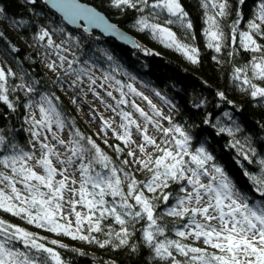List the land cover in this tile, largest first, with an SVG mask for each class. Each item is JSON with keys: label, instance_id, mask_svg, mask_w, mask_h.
Returning a JSON list of instances; mask_svg holds the SVG:
<instances>
[{"label": "snow or ice", "instance_id": "1", "mask_svg": "<svg viewBox=\"0 0 264 264\" xmlns=\"http://www.w3.org/2000/svg\"><path fill=\"white\" fill-rule=\"evenodd\" d=\"M49 2L64 11L73 21L77 17H83L96 26L104 24L106 28L111 27L106 25L103 18L96 13L77 5L75 0H49ZM26 3L35 8L38 0H26ZM111 3L114 7L127 6L133 9L141 4L152 9L154 16L166 12L170 17L176 18L175 20L169 19L168 24L178 22L186 29L193 28L191 21H186L188 13L182 7L180 0H155L151 4H149V0H111ZM209 3L217 11L213 15L206 13L208 27L204 34L208 38L207 47L220 53L227 37L218 18L227 17L231 5L229 0H201V6L205 9L209 7ZM245 3L246 0H237V19L230 26L233 43L236 42L237 25L243 19L240 6ZM157 9L160 11L157 12ZM138 10L143 11V8ZM4 13L5 9L0 7V15ZM137 23L142 28L150 29L168 46H175L178 50H182L193 63L198 62V49L179 42L170 28L158 23L150 24L147 18H141ZM247 25L248 31L239 32L241 47L246 51L264 53V44L258 43L256 38L264 39V27H262L264 25V0H260L254 19L248 20ZM37 38L41 41L48 38L47 46L49 48L60 49L61 47L54 45L50 32L42 26L38 28ZM13 51H17V49H13ZM56 54L60 61V67H63L67 62L66 72L76 74L79 79L83 69L77 72L72 68L74 61H67V57L60 55L59 52ZM213 59L215 60L216 57ZM249 64L253 76L264 81V55L252 57ZM56 66L55 62L47 64V67L53 71ZM247 68L248 65L244 68H235V79L240 80L241 73H243V84L250 86L251 97L264 98V87H258L252 83L247 75ZM14 75L11 69L6 71L4 67H0V101L13 110L14 105L6 95L8 91L6 84L7 78ZM91 83L94 84L95 81L92 80ZM128 88L135 92L131 85H128ZM27 90L32 92L33 88L28 87ZM136 94L142 95L141 93ZM156 94L159 95V93ZM108 95L111 96L112 93L109 92ZM124 95L121 92V97ZM218 95L224 98L223 93ZM41 101L39 108L41 119L36 120L34 116L31 119V135L35 143L29 141V144L32 148L39 144L41 154L36 159V165L42 168L43 174L38 173L28 163L34 159V152L25 151L16 143L8 141L6 136L0 133V147L4 152L11 149L8 154L0 156V165L11 169L13 174L0 173V183L6 181L7 186L11 189V194L0 189V209L15 216L25 214L29 224L35 223L37 227L47 228L57 234L69 235L72 239L97 243L100 248L106 246H112L115 249L126 247L135 252L136 245L130 241L137 231H141L144 246L150 250L155 259L166 262V264H264V167L261 168L259 176L250 174L248 171L244 172L253 185L254 192L261 198L251 202L249 196L237 188L220 167L215 165L206 167L213 157L203 147L193 151L189 150L191 136L182 127L179 125L163 127L133 103L132 107L144 118L145 125L141 129L140 124L131 119L130 113L121 112L120 115L125 123L120 127L124 131L122 135H117V139L127 145L131 140L130 128L135 126L144 141L143 144L138 145L139 151L145 153V145H148L153 146L159 153L156 156L148 154L147 159L135 160L136 164L151 174L146 180L138 181L130 172H125L123 169L118 170L114 166L109 168L110 158L91 138L84 137L78 130L74 134L77 138L70 142L71 146L69 147L56 132H52L53 123L60 131L64 128V122L60 119L56 105L47 96L41 97ZM118 103L125 104L127 101L121 99ZM25 107H31V104H26ZM152 108L157 116H162L161 112L155 110V105H152ZM163 119L171 123L170 117H163ZM204 123H209L208 119H205ZM148 124H152L157 131L162 132L165 139L157 143V140L148 134ZM36 129H47L52 132V139L56 141V144L46 143L47 135L41 140V133ZM228 131L231 133L232 129H228ZM172 133H178L179 138L175 135L170 136ZM82 141L86 143H82ZM56 145L62 146L64 152L56 151ZM89 145L90 147H88ZM114 149L117 153L122 151L119 146H114ZM241 154L245 156V159H248L246 153L242 152ZM127 155L134 156V153L129 152ZM185 157L189 159H185ZM53 158H55V164ZM95 163L108 168L110 174L101 175L100 172L93 174V164ZM123 163L128 165L129 161L124 160ZM260 163L264 166V160H261ZM56 164L60 167L57 168ZM210 168L212 169L211 173ZM70 169H74V171L70 172ZM76 172L80 177L79 186L70 187V185L77 184V180L74 178ZM118 172L123 173L124 179L129 181L126 190L122 187L123 181ZM15 176L20 177L19 181L14 179ZM57 176L62 178L56 179ZM209 176V182L203 183L201 178ZM17 182L23 185L27 195H23L17 189ZM172 183L179 186L178 190L182 195L174 196L172 192L164 191L169 189ZM42 189H46V191ZM66 192L70 196L66 201L70 206L69 214L75 216L74 231L72 221L63 212L62 202H65ZM145 192L153 195L148 196ZM106 196L113 199L106 200ZM173 196L175 203L170 201V197ZM130 200L134 203L129 202ZM154 200H159L163 205H166L162 212L158 211L160 206L154 203ZM13 201H20L21 205L26 204L27 207L18 206ZM77 205L86 209V212L78 211ZM33 209L35 210L34 214ZM164 215L188 217L183 225L185 230L176 229L174 226L171 230L181 238L189 236L197 240L202 238L205 245L211 246L216 251L208 253L204 249L189 247L177 240L168 239L165 234L169 230V226L162 222ZM109 217L113 218L115 223L120 226L118 231L114 230L111 225L107 228L102 227V222ZM197 217H200L203 222L197 220ZM62 219L67 223H60ZM142 220L147 221V226L137 229L136 224ZM212 221H216L218 226L213 225ZM84 225H87L88 234H84ZM12 227V225L5 226L4 222L0 221V236L3 237L0 239V264H49V259L55 261V264H63L59 254L43 243H39L33 233L18 227L10 232L9 229ZM92 233H103L106 238L100 240L91 235ZM160 237H164V239H160ZM13 239L21 240L25 248L34 249L35 254L30 256L19 249L14 250L6 246ZM51 243L56 244L57 241ZM174 252L187 259L183 262L178 260Z\"/></svg>", "mask_w": 264, "mask_h": 264}, {"label": "trees", "instance_id": "2", "mask_svg": "<svg viewBox=\"0 0 264 264\" xmlns=\"http://www.w3.org/2000/svg\"><path fill=\"white\" fill-rule=\"evenodd\" d=\"M81 1L94 6L111 22L131 34L137 48H127L112 39L103 38L94 31L85 33L69 28L42 0H38L35 8L26 3V0H0V7L5 9L0 18V67L11 69L15 74L7 78L6 84V95L14 105V110L0 101V133L25 151H32L30 139L24 130V120L27 116L25 105L42 94L52 97L67 120L73 126H79L63 101L58 80L44 68V45L43 41L37 38L38 28L42 26L49 32H59L67 41L70 56L76 62L81 63L90 58L102 67L112 68L118 64L152 88L163 92L176 108L172 122L191 136L189 148L194 150L203 147L213 157L210 163L220 167L235 186L249 196L251 202L260 200L244 172L259 176L261 168L264 167L260 163L264 160V98L251 97L250 86L243 84V73L241 79L237 80L234 72L235 68L248 65L249 79L258 87H264V81L253 76L249 64L252 57H259L264 53L244 50L239 37V32L249 30L247 21L254 19L260 0H246V3L240 6L243 19L237 25L235 43L231 41L230 26L237 19V0H229V15L218 18L227 37L220 53L207 47L208 38L204 34L208 27L206 13L213 15L217 11L210 3L205 9L201 6V0H180L188 13L186 21L190 20L193 25L192 29H186L178 22L167 23L169 19L175 20V17H170L166 12L154 16L152 9L141 4L133 9L127 6L114 7L111 0ZM153 1L155 0H149V4ZM140 8H143V11H139ZM141 18H147L149 23H158L170 28L179 42L196 47L199 51L198 62L193 63L182 52L165 46L149 31L138 29L136 22ZM256 38L258 43L264 44V39ZM28 87L33 88V91L29 92ZM219 93H223L224 98H221ZM205 119H208L209 123L205 124ZM228 129H232L231 133ZM10 151L11 149L8 150ZM8 152H4L0 147V156ZM242 152L247 154L248 159H245ZM119 156L123 161L128 160L124 150ZM5 169L0 165V171ZM164 191L176 195L179 193L178 185L172 183L170 188ZM153 202L160 206V212L166 207L159 200ZM0 219L15 226L26 227V220L22 215L15 216L0 209ZM146 222L140 221L136 228L146 227ZM162 222L169 226L165 234L168 237L172 236L173 226L177 229L181 227L180 221L171 216L164 215ZM109 225L114 230H119L120 226L111 217L102 222V227L107 228ZM91 235L100 240L106 238L103 233ZM141 236L142 232L137 231L131 238L130 242L136 245L135 252L126 247L100 248L97 243L72 239L64 234L57 235L56 244H50L47 240L42 243L57 252L65 264H166L154 258L144 246ZM16 245L26 250L24 244ZM27 249L31 250V255L35 254L34 249ZM174 254L178 260L185 261L183 256L175 252ZM49 264H52L51 259Z\"/></svg>", "mask_w": 264, "mask_h": 264}, {"label": "rangeland", "instance_id": "3", "mask_svg": "<svg viewBox=\"0 0 264 264\" xmlns=\"http://www.w3.org/2000/svg\"><path fill=\"white\" fill-rule=\"evenodd\" d=\"M154 2L155 1L151 3H154ZM0 18H1V15H0ZM137 28L145 29L149 31L153 36H155L165 46L177 49L175 46H168L167 43L162 42L156 35H154L151 32L150 29L142 28V26L138 23H137ZM50 35H51V39L54 42V45H60L61 47L60 49H55L54 47L49 48L47 46L48 38H45V40L43 41L44 68L53 77H55L58 80L57 84L61 87L60 94H63V101L69 107L74 118L78 121L79 126L77 127L73 126L72 123L67 120V118L61 112L58 104L52 97L46 94H42L38 98L27 102V104H31V107L27 108V116L25 117V120H24V130L26 131L27 136L29 137L30 141H33V143H35V140L31 135V130H32L31 119L33 116L35 117L36 120L41 119V113L39 110L40 104L42 103L41 97L47 96L49 99L52 100L53 104L56 105L57 111L60 113V119L64 122V128L62 131H60L55 125V123H53L52 132H56L57 135L61 139H63L66 142V144H68L69 147L71 146L70 142L73 139L77 138L75 137L74 134L78 130L84 137L91 138L95 142V144L100 147L102 152L110 158L111 164L109 165V168L114 166L118 170L123 169L125 172H130L131 175L135 176V178L138 181L146 180L151 174L147 172V170L143 169L140 165L136 164L135 160L136 159H147L148 154L156 156V155H159V153L156 152L153 146H148V145H145L146 147L145 153H141L139 151L138 145L143 144L144 141H143L142 135L137 131L135 126H132L130 128L131 140L127 145L123 141L117 139L118 134L119 135L123 134L124 130L120 126L121 124L125 123L120 113L121 112L130 113L131 119H134L138 124H140L141 129H143L145 125V120L142 116H140L139 112H137L135 108L132 107V104L135 103L139 108L143 109V111L147 113V115L151 117L153 121L159 122L163 127H173V125H176L172 122L176 108L170 102V100L167 99V97L164 95L163 92L152 88L151 86H149V84L135 77L132 73L125 71L118 64L113 65L112 68L102 67V66H98L96 63H94V61H91L90 58L87 60H84L81 63L76 62L70 56L69 46L66 43L67 41L61 37L59 32H55V31L50 32ZM64 49H67V51H64ZM178 51L184 54L182 50H178ZM57 52H59L60 55L66 56L67 61H74V63L72 64V68L77 70V72L83 69V72L80 73L79 79H77L76 74L72 72H66V69L68 68L67 62L64 63L63 67H60V61L56 54ZM51 62H55L57 65L55 71L47 67V64ZM5 70L7 71L6 68ZM92 80L95 81L94 84L91 83ZM128 85H131L132 88L135 89V92L130 91L128 88ZM109 92L112 93L111 96L108 95ZM121 92L125 94L123 97H121ZM136 93H141L142 95H137ZM156 93H159V95H157ZM144 97H147V99H144ZM121 99L126 100L127 103L119 104L118 101H120ZM149 101H151V104H149ZM152 105H155V110L161 112L162 116H157L155 114V111L153 110ZM45 107H47V105H45ZM163 117H170L171 123L168 120L163 119ZM36 130L40 131L41 140H43V137L47 135L48 140L45 142L49 143L50 145L56 144V141L52 139V132H49L47 129H36ZM148 134L154 137L157 140V143H160L162 139H165V137H163L162 132L157 131L156 128H154L152 124H148ZM171 135H175L177 136V138H179L178 133H172L170 134V136ZM82 143H86V142L82 141ZM114 146H119L126 153H129V152L134 153V156H128V161H129L128 165H125L123 163V160L120 159L119 153L115 151ZM88 147H90V145ZM189 150L193 151L190 148ZM56 151L63 153L64 148L62 146L56 145ZM32 152L35 153V157L28 163L30 166H33L34 169L38 173L43 174L42 168L36 165V159L39 158L41 154L39 151V144H36V147L32 148ZM185 159H189V158L185 157ZM53 162L55 164V158H53ZM209 165H214V164L210 163L209 161L206 167H209ZM192 166L195 167L194 165ZM56 167L59 168L60 165L56 164ZM93 170H94L93 174H95V172H100L101 175L110 174L109 169L102 167L101 164L99 163L93 164ZM71 171H74V169H70V172ZM209 171L211 173L212 169L210 168ZM0 173H3L5 175H13L11 172V169L9 168H6L5 170H1ZM118 175L121 176V179L123 181L122 187L125 188L126 190V187L129 181L124 179L123 173L118 172ZM61 178L62 177L60 176L56 177V179H61ZM74 178L77 180V184L74 186L70 185V187L79 186L80 177H79L78 172H76ZM14 179L16 181H19L20 177L15 176ZM201 179L203 183H208L210 176L202 177ZM16 187L18 190L21 191L23 195H27L21 183L17 182ZM0 189L11 194V189L7 186L6 181L3 183H0ZM42 190L46 191V189H42ZM145 194L148 196L153 195L147 192H145ZM176 195H182V194L178 193ZM174 196L170 197V199H173L171 203H175ZM69 198H70L69 193L66 192L65 202H62L63 212H64V215L67 216L68 219L72 221V229L74 231L75 230V216L74 214H71V215L69 214L70 206L66 203V201ZM105 199L111 201L113 198L110 196H106ZM116 199L118 200L119 198H116ZM129 202L134 203L131 200ZM13 203H15L18 206L27 207L26 204L21 205L20 201H13ZM77 210L81 212H86V209L82 208L80 205H77ZM32 211L34 214L35 210L33 209ZM22 216L26 220V227L15 226V225H12V224H9L3 221L4 225L13 226L12 228L9 229L10 232L14 231L15 228L18 227V228H21L28 232L33 233L34 237L37 238L39 243H42L43 240L49 241L50 244H53L51 243L52 241H57L58 243V238L56 239L58 235L57 233L51 232L47 230V228L37 227L35 223L29 224L27 222V216L25 214H22ZM173 218L178 219L181 223V227L179 226L180 228L178 229L185 230L183 225L188 220V217H184V218L173 217ZM197 220H200L201 222H203L200 217H197ZM0 221L2 220L0 219ZM60 223H67V221L62 219L60 220ZM212 224L217 225V222L212 221ZM84 234H88L87 225H84ZM45 235H48V236L42 239ZM171 235H172L171 237H168V236L166 237L168 239L177 240L181 244L187 245L189 247H198V248L204 249L208 253H213L214 251H216L213 248H211V246L205 245L203 243L202 238L199 240L191 236L187 238H181L177 236L175 234V231L173 230H172ZM0 239H3V237L0 236ZM160 239H164V237H160ZM16 243L23 244L21 240L13 239V240H10L6 246L11 247L14 250L19 249L20 251L25 252L31 256L30 254L31 250L28 251L27 248L26 250L21 249L19 246L16 245ZM186 259L187 258L184 257V260ZM51 261H52V264H55V261L53 260ZM63 264L65 263L63 262Z\"/></svg>", "mask_w": 264, "mask_h": 264}, {"label": "water", "instance_id": "4", "mask_svg": "<svg viewBox=\"0 0 264 264\" xmlns=\"http://www.w3.org/2000/svg\"><path fill=\"white\" fill-rule=\"evenodd\" d=\"M43 4L51 10L56 16H58L66 26L75 30H81L85 33L94 31L100 34L103 38L112 39L118 44L124 45L127 48L136 49V43L134 37L123 30L121 27L117 26L115 23L111 22L101 11L96 9L94 6L85 3L81 0H75L77 5H80L84 9H89L96 13L98 16L102 17L106 25H110V28H106L104 24L96 26L90 23L89 20L83 17H77L74 21L69 19L64 11H61L58 7H54L49 0H42ZM102 165V164H101ZM103 167V165H102Z\"/></svg>", "mask_w": 264, "mask_h": 264}]
</instances>
